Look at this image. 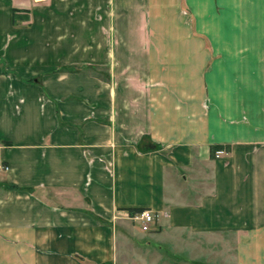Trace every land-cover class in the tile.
I'll list each match as a JSON object with an SVG mask.
<instances>
[{"label":"crops","instance_id":"0c3cea01","mask_svg":"<svg viewBox=\"0 0 264 264\" xmlns=\"http://www.w3.org/2000/svg\"><path fill=\"white\" fill-rule=\"evenodd\" d=\"M0 264H264V0H0Z\"/></svg>","mask_w":264,"mask_h":264},{"label":"built area","instance_id":"2783aa9c","mask_svg":"<svg viewBox=\"0 0 264 264\" xmlns=\"http://www.w3.org/2000/svg\"><path fill=\"white\" fill-rule=\"evenodd\" d=\"M225 150H217L215 156L219 157ZM3 169H7L8 167L2 166ZM135 218L141 222L142 229L148 231L151 228V224L154 221V214L151 210H143L135 215Z\"/></svg>","mask_w":264,"mask_h":264},{"label":"trees","instance_id":"16d2710c","mask_svg":"<svg viewBox=\"0 0 264 264\" xmlns=\"http://www.w3.org/2000/svg\"><path fill=\"white\" fill-rule=\"evenodd\" d=\"M14 10H16V9H14ZM220 147H221V146H213V147H212V155H213V156H215V154H216V150H217V149H220ZM9 188L32 191V188H28V187H20V186H17V185H11V186H9ZM142 210H143L142 208H138L136 211H142Z\"/></svg>","mask_w":264,"mask_h":264},{"label":"rangeland","instance_id":"374dc122","mask_svg":"<svg viewBox=\"0 0 264 264\" xmlns=\"http://www.w3.org/2000/svg\"><path fill=\"white\" fill-rule=\"evenodd\" d=\"M165 260H167V261H175V260H178V259L173 258V257L168 253L167 256H165Z\"/></svg>","mask_w":264,"mask_h":264}]
</instances>
